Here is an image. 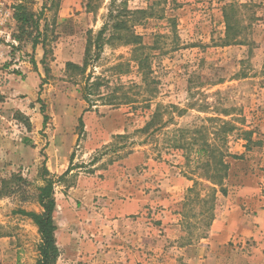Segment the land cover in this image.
<instances>
[{
	"label": "rangeland",
	"instance_id": "obj_1",
	"mask_svg": "<svg viewBox=\"0 0 264 264\" xmlns=\"http://www.w3.org/2000/svg\"><path fill=\"white\" fill-rule=\"evenodd\" d=\"M14 1L15 8L24 5L39 19V27L31 22L15 28L23 53L20 62H29L35 74L0 70V236L10 239L18 264H37L40 257L38 228L16 212H42L37 188L44 185L41 175L48 159L51 169H71L55 184L60 249L56 264H192V258L206 253L200 239L209 235L211 214L201 204L192 206L189 218L179 214L186 212L182 204L188 190L174 205L153 204L127 216L116 231L102 228L98 217L82 218L77 201L67 206L65 202L71 189L82 183L92 185L90 179L130 176L131 170L126 169L141 170L154 162L179 164L181 175L189 178L192 171L183 151L170 148L169 140L184 144L176 129L197 128L201 120L227 112L230 116L223 118L235 121L240 130L252 131L253 141L246 151L240 130L229 138L230 152L244 157L229 159L226 197L250 184L264 196V0H115V7L113 0ZM124 3L131 11L148 9L152 14L133 29L147 46L153 81L140 88L138 53L133 46L106 45L94 71L109 80L100 91L107 100L94 95L90 100L96 105L89 109L84 89L93 69L82 75L68 63L83 65L90 35L103 27L111 7L116 10ZM232 3L243 5L237 12L236 40L241 44L224 47L223 8ZM123 92L139 102L102 105ZM145 98L150 108L144 109ZM159 104L179 108L163 113L164 121L173 116L174 123L153 134L138 133ZM118 135L128 137L119 140ZM187 137L192 139L194 134ZM189 139L185 148L193 147ZM217 147L225 148L222 143ZM48 171L56 180L64 175ZM13 175L28 184L4 187L2 181ZM223 204L224 196L219 195L217 215ZM181 245L185 249L180 250ZM233 246L230 243L219 251L216 264H249L251 242L243 251Z\"/></svg>",
	"mask_w": 264,
	"mask_h": 264
},
{
	"label": "trees",
	"instance_id": "obj_2",
	"mask_svg": "<svg viewBox=\"0 0 264 264\" xmlns=\"http://www.w3.org/2000/svg\"><path fill=\"white\" fill-rule=\"evenodd\" d=\"M116 1L113 0L111 3L112 7H115ZM91 7V4L88 5ZM111 7L107 17V21L103 27L96 33L91 34L87 42L85 51V58L82 66H78L73 63H68L70 69L79 71L80 74L85 75L89 67H92L93 71L88 75L86 79V85L84 89V99L90 105L91 109L96 104H93L90 97L97 96L98 99H106L104 95H101V88L105 83L109 85L107 77L97 75L95 73V64L100 61L101 54L106 45H118V46H133L134 52L138 53L135 56V60L138 64L139 73L142 77L141 89H146L151 85L152 80V67L150 56L145 54L147 46L143 42V37L136 34L133 25L143 22L152 16L150 11L147 10H135L131 11L127 7L126 3L122 7H117L114 10ZM243 7L242 4L232 3L223 8V16L226 24V38L223 41L222 46L229 47L232 45H240L241 42L236 40L238 34L239 22L237 19V12ZM24 5H19L15 8V21L16 26L20 29L35 23L39 27V19L35 20V16L29 14ZM39 29V28H38ZM16 40L20 39L15 34ZM233 42V43H232ZM37 46V40L34 42V48ZM153 94V93H152ZM152 94L150 96H152ZM109 97V96H108ZM108 102H104L102 105L120 106L123 104L135 105L139 102L131 100L127 93L112 95L108 98ZM141 103H145L144 109L150 108V100L145 98ZM107 100V99H106ZM138 107V106H137ZM172 109L179 111L176 106H164L159 104L153 112L150 120L146 122L145 126L138 130L140 134L155 133L159 130H163L169 124L174 123L173 116L169 120H163V113L170 112ZM89 111V110H88ZM184 111L180 112L182 115ZM230 114L227 112L223 117H229ZM223 117H209L205 120H201V126L197 128H178L175 130L178 133V137L184 144H190L187 141L189 134H194L190 148H185L184 144L177 141L176 138L169 140L168 146L177 151H183V157L186 161L187 166L191 169V174L188 179L193 181V186L188 189V195L182 204V208L186 209V212L179 213L184 219L189 218L188 212L193 210V205H202L211 214L208 223V230L210 229L213 221L215 220L217 213L216 208L219 200V195L226 197L228 195V189L226 182L229 178L230 163L229 159H243V156L233 155L227 147L230 136L240 129L236 126L235 121L225 120ZM84 122L80 118V127L83 128ZM242 135L241 140L247 144L245 147L246 151H250L249 144L253 141V132L240 130ZM127 135H118L116 138L119 140L127 139ZM218 143H222L225 148L217 147ZM197 146L195 147L194 145ZM71 169L58 178L51 175L47 168L44 166L43 173L41 175L44 185L37 188V198L39 206L42 208V212H27L25 210H18L16 213L25 216L33 221L38 228L41 243L39 245L40 257L37 264H56L60 257V249L57 245V231L58 226L55 221V212L57 203L55 199V184L67 175ZM4 187L9 189V184L27 185L28 182L19 175H13L8 181H2ZM207 193L203 196L202 192ZM1 194V193H0ZM190 226V224H187ZM209 232V231H208ZM208 235L202 236L200 240L206 239ZM189 245V243H188ZM187 246V245H186ZM185 245H181L180 248H184ZM184 264V263H182Z\"/></svg>",
	"mask_w": 264,
	"mask_h": 264
},
{
	"label": "crops",
	"instance_id": "obj_3",
	"mask_svg": "<svg viewBox=\"0 0 264 264\" xmlns=\"http://www.w3.org/2000/svg\"><path fill=\"white\" fill-rule=\"evenodd\" d=\"M261 18H264V14ZM17 69H21L24 74H35L31 71L29 62H20ZM262 90L264 94V89ZM45 163L47 170L59 175L68 170L60 171L58 167L51 169L49 159ZM145 166L149 168L126 169L131 170L130 176L121 173L120 176L113 175L106 180L90 179L92 185L88 187L82 183L77 189H71L65 206L77 201L82 206L78 213L82 218L86 220L88 216L98 217L103 224L102 228L115 227L116 231L123 219L139 214L140 211L144 212L146 207L181 202L185 191L193 185L192 181L181 175L182 168L179 164L154 162ZM224 201L223 210H220L213 221L208 237L202 240L206 253L192 258V264H216L221 249L231 243L235 250L243 251L248 242L253 246L250 252L253 255L247 258L248 263L264 264V196L257 187L250 184L237 195L224 197ZM174 216L180 215L175 213ZM103 241L101 239V244ZM183 249L185 248H180ZM16 253L10 239L0 236V264H18ZM111 253L113 251L107 255Z\"/></svg>",
	"mask_w": 264,
	"mask_h": 264
},
{
	"label": "built area",
	"instance_id": "obj_4",
	"mask_svg": "<svg viewBox=\"0 0 264 264\" xmlns=\"http://www.w3.org/2000/svg\"><path fill=\"white\" fill-rule=\"evenodd\" d=\"M15 5L14 0H0V70L17 69L22 57L15 38Z\"/></svg>",
	"mask_w": 264,
	"mask_h": 264
}]
</instances>
